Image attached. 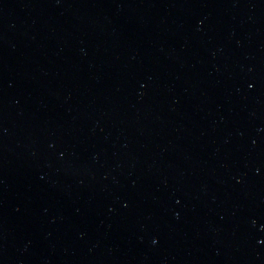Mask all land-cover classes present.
Here are the masks:
<instances>
[{
	"label": "water",
	"instance_id": "obj_1",
	"mask_svg": "<svg viewBox=\"0 0 264 264\" xmlns=\"http://www.w3.org/2000/svg\"><path fill=\"white\" fill-rule=\"evenodd\" d=\"M0 264H264V0H0Z\"/></svg>",
	"mask_w": 264,
	"mask_h": 264
}]
</instances>
